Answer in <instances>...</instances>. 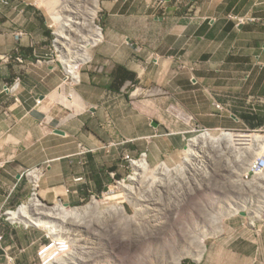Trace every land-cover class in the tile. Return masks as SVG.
Instances as JSON below:
<instances>
[{"label": "crops", "instance_id": "1", "mask_svg": "<svg viewBox=\"0 0 264 264\" xmlns=\"http://www.w3.org/2000/svg\"><path fill=\"white\" fill-rule=\"evenodd\" d=\"M156 4L103 1L100 45L83 70L79 62L68 66L71 77L55 58L40 11L0 0V57L15 56L0 61V214L33 195L47 203L101 195L124 176V147L144 150L140 128H124V88L130 82L153 89V103L160 102L155 89L159 94L171 87L180 91L169 96L170 103L205 105L191 112L196 123L171 132L163 148L184 149L196 128L264 129V106L256 113L241 109L254 99L264 104V0H170L168 18L154 14ZM20 30L26 35L17 53ZM124 73L131 74L125 82ZM18 78V90L5 92L4 85ZM226 105H233L230 115ZM160 125L153 121L152 138ZM17 245L0 246V264L33 263Z\"/></svg>", "mask_w": 264, "mask_h": 264}, {"label": "rangeland", "instance_id": "2", "mask_svg": "<svg viewBox=\"0 0 264 264\" xmlns=\"http://www.w3.org/2000/svg\"><path fill=\"white\" fill-rule=\"evenodd\" d=\"M15 1L29 3L40 11L52 35L49 43L55 58L64 65L69 76L72 77L69 65L79 62L83 64L81 70L88 65L91 51L100 45L99 39H95L102 37L92 26L100 29L102 35L105 32L102 20L105 0ZM156 1L154 14L165 18L173 14L170 0ZM193 5L194 1L189 3L190 12L194 11ZM58 16L65 20L68 16L73 18L72 26L67 28L68 36H59L60 24L55 19ZM23 37H18L17 53H20ZM8 55L11 59L7 62L14 60V53ZM16 59L23 62L20 55L16 54ZM158 90L155 89V99L160 102L153 103V89L138 88L132 82L124 88V128L129 131L132 127L140 128L144 150L133 152L124 147V176L115 177L104 194L84 195V199L69 203L70 209L91 205L86 217L61 222L55 214L51 217L47 212L57 209L60 204L67 205L66 201L47 203L40 195H33L29 202L6 211L1 230L5 236L3 244L5 241L18 242L20 249H26L32 256V264H51L57 259L58 264H74L75 255L84 260L78 264H173L184 252L196 253L200 259L186 255L180 264H264V176L246 178L251 161L264 154V148H261L264 144L259 143L258 150H247L249 148H238L228 138L223 142L204 139L205 133L210 132L215 137L232 132L250 138L253 134L263 135L264 131H255L245 125L244 129L196 128L188 134L184 149L163 148V144L170 141L171 132L185 130L187 124L196 123L195 119L191 120V112L201 110L205 105L170 103L169 96L180 90L163 87L157 94ZM128 96L134 98L126 100ZM258 102L254 99L243 104L242 112L246 109L251 113L260 111L264 104ZM232 107H224L226 115L231 114ZM153 121L161 125L159 135L152 138L156 131ZM127 142L124 139V146ZM157 144L160 150H157ZM192 144L201 149V157L188 153ZM145 160L156 173L149 171L138 184L131 179L137 168L135 164ZM154 178L157 181L152 186ZM127 195H140V204L134 205ZM37 200L43 205H34ZM135 201H138L137 197ZM28 203H32L34 217L52 221L54 228L45 223L38 226L25 216L12 218V212ZM124 208L128 216L124 215ZM196 242L204 245L196 247Z\"/></svg>", "mask_w": 264, "mask_h": 264}, {"label": "bare ground", "instance_id": "3", "mask_svg": "<svg viewBox=\"0 0 264 264\" xmlns=\"http://www.w3.org/2000/svg\"><path fill=\"white\" fill-rule=\"evenodd\" d=\"M57 15V14H56ZM91 18V17H90ZM57 21H58V23L60 24V30H59V36H64L65 34L67 35L68 33H66L67 32V28H68V26H70L73 22H74V20H73V18H71L70 16H68V18H66V20H65V18H62V17H57V18H55ZM81 22V21H80ZM75 24V23H74ZM81 24V23H80ZM85 24H86V22H85ZM91 24V23H90ZM72 26V25H71ZM75 26H76V24H75ZM73 27H74V25H73ZM79 27V26H78ZM77 28V27H76ZM92 28L95 30V32L97 33V35L99 36H101L102 34H101V31H100V29H98V28H96L94 25L92 26ZM75 29V28H74ZM92 29V30H93ZM69 31V30H68ZM93 32V31H92ZM68 36V35H67ZM70 36V35H69ZM96 36V35H95ZM61 37V38H62ZM92 37V36H91ZM94 38V37H93ZM96 38V37H95ZM67 39V38H66ZM68 39H70V38H68ZM98 39V37L95 39V40H97ZM89 44V43H88ZM92 44H94V43H92ZM86 47V46H85ZM73 67V66H72ZM74 69V68H73ZM74 72H76V71H74ZM72 73V72H71ZM247 137V136H246ZM245 137V135L244 134H235V133H232V132H230V133H223V134H221L220 136H218V137H215V136H213L212 134H211V132L210 133H205V137H204V139H206L207 141H222V140H224V139H230V140H232L233 141V144H235V145H237L238 146V148H249V149H247V150H250V149H252V148H254V149H259L258 148V144L260 143V144H264V134L262 135V134H253V135H250V138H246ZM200 139V138H199ZM202 139V138H201ZM203 139V140H204ZM195 140V139H194ZM198 140V139H197ZM196 140V141H197ZM195 141V142H196ZM202 141V140H201ZM199 142V141H198ZM223 142V141H222ZM231 143V142H230ZM190 145V144H189ZM236 146V147H237ZM235 147V148H236ZM257 147V148H256ZM261 148H264L263 146L261 147ZM237 150V149H236ZM245 152V151H244ZM188 153L190 154V155H192V156H195V157H201L202 155H201V149H198L197 147H195V144H192V146H189L188 147ZM238 155H239V152H238ZM237 155V156H238ZM240 156V155H239ZM242 157V156H241ZM244 157V156H243ZM188 160V159H187ZM236 160V159H235ZM136 165V171H135V174H134V176H132V180L134 181V182H136V183H138V184H140L143 180H142V176L144 175H146L149 171H154L155 172V170L154 169H151V167H150V165L148 164V162H146V160L145 161H143L141 164H135ZM156 173V172H155ZM154 173V174H155ZM153 173H152V175H154ZM151 175V176H152ZM150 176V177H151ZM147 177V176H146ZM144 178V177H143ZM155 180H156V178H154L152 181H153V184H152V186L154 185V182H155ZM146 181V180H145ZM157 181V180H156ZM156 183V182H155ZM125 185V184H124ZM126 186V185H125ZM124 186V187H125ZM128 187V186H127ZM125 189H127L126 187H125ZM134 190H133V188H132V190H131V192H133ZM129 198H132L133 200H131V202L134 204V205H138V204H140L139 202L141 201V197H140V195H127ZM150 195H148V197H149ZM137 197V202L135 201V198ZM146 200H148V198L146 199ZM36 202V201H35ZM39 204H41V205H43L42 203H40V201L39 200H37V204H34V205H38L39 206ZM97 204V203H96ZM31 205H32V203L30 204V203H28V204H23L21 207H20V209H18V211H15V212H12V218L14 219V218H21V217H23V216H25V218L27 217L28 219H29V221L30 222H34V223H36V224H38V226L42 223V226H43V223H45L46 224V226L47 227H50V228H54V226H55V224H53V222L51 221V222H49V221H47V220H43L42 218H40V217H34L31 213H32V207H31ZM93 205V204H92ZM35 209V208H34ZM147 209H148V207H147ZM90 210H91V205H89L88 207H85V208H72V209H70V208H68V205H63V204H60L59 205V207L57 208V209H55V210H53V211H51V212H47V214L49 215V216H53V214H55V217L56 218H58L61 222H67V221H69L70 219H72V218H76V219H78V220H80V219H82L84 216L86 217L87 215H88V213L90 212ZM137 210H140L139 208L137 209ZM47 210H45V212H46ZM45 212H44V214H45ZM127 212L128 211H126V209L124 208V215L125 216H128V214H127ZM43 213V212H42ZM46 214V215H47ZM41 215V214H40ZM139 217V215L136 217V218H138ZM50 218V217H49ZM27 219V220H28ZM23 221H25V220H23ZM28 221V222H29ZM79 225V224H78ZM57 226V225H56ZM58 227V226H57ZM49 228V229H50ZM55 230V229H54ZM56 230H58L57 228H56ZM203 242V241H202ZM204 244L203 243H200V242H196V247H198V246H203ZM69 252H71V251H69ZM76 252V251H75ZM74 254V253H73ZM65 255V254H64ZM186 255H191V256H193V258L194 259H200V257H199V255L198 254H196V253H191V252H184L183 254H181V256L180 257H177L176 258V261H175V263H173V264H179L180 263V261H181V259L182 258H184ZM74 260L72 261V263H74V264H78V263H80V260L82 261L83 260V258L82 257H79V256H77V255H75L74 257ZM51 260V259H50ZM58 260V259H57ZM55 261V262H52L51 264H58L59 262L58 261ZM59 260H60V258H59ZM84 261V260H83ZM88 261V260H87ZM86 262V261H85ZM61 264V263H60Z\"/></svg>", "mask_w": 264, "mask_h": 264}, {"label": "built area", "instance_id": "4", "mask_svg": "<svg viewBox=\"0 0 264 264\" xmlns=\"http://www.w3.org/2000/svg\"><path fill=\"white\" fill-rule=\"evenodd\" d=\"M3 1L5 3H7L6 0H3ZM17 35H18V37H23L25 35V33L23 31H21ZM0 59L5 60V61H9L11 59V56L8 54L3 55L0 57ZM19 86H20V78L16 79V81L13 83V85L5 84L4 85V91L12 93V92L17 91ZM38 101L41 102L40 99H38ZM255 131H264V129L262 128V129H258ZM38 170H40V168L29 169L27 172H28V174H30V173H34ZM263 174H264V154L261 156H258L257 158H255L251 161L250 166H249V170L246 173V178H248V180H251V179H254V178H256L260 175H263ZM119 184H121V182ZM36 187H37V185H36ZM0 215L2 217L4 215V213H1ZM4 238H5V236L0 230V246L3 245Z\"/></svg>", "mask_w": 264, "mask_h": 264}, {"label": "trees", "instance_id": "5", "mask_svg": "<svg viewBox=\"0 0 264 264\" xmlns=\"http://www.w3.org/2000/svg\"><path fill=\"white\" fill-rule=\"evenodd\" d=\"M129 77H131V74L129 73H124V82L129 78ZM119 88H121V87H119ZM185 264H187L186 262H185ZM190 264H196V263H190Z\"/></svg>", "mask_w": 264, "mask_h": 264}, {"label": "clouds", "instance_id": "6", "mask_svg": "<svg viewBox=\"0 0 264 264\" xmlns=\"http://www.w3.org/2000/svg\"><path fill=\"white\" fill-rule=\"evenodd\" d=\"M6 84H8V83H6ZM5 92H6V91H5ZM10 93H11V92H10ZM254 130H258V129H254ZM263 175H264V174H263ZM260 176H262V175H260ZM1 213H4V215H3L2 217H1V215H0V222H1V219H2V221H3L6 211H5V212H1ZM9 214H11L10 211H9ZM0 230H1V227H0ZM3 245H4V244H3ZM3 245H2V247H3Z\"/></svg>", "mask_w": 264, "mask_h": 264}, {"label": "water", "instance_id": "7", "mask_svg": "<svg viewBox=\"0 0 264 264\" xmlns=\"http://www.w3.org/2000/svg\"><path fill=\"white\" fill-rule=\"evenodd\" d=\"M156 125L158 124V123H155ZM67 205H69V203H67Z\"/></svg>", "mask_w": 264, "mask_h": 264}]
</instances>
